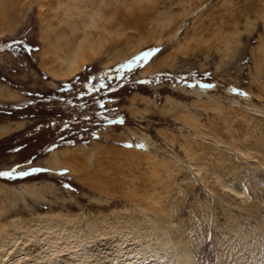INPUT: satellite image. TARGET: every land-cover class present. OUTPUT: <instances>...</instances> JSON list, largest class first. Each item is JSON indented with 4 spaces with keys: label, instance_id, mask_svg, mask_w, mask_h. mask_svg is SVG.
I'll return each mask as SVG.
<instances>
[{
    "label": "rangeland",
    "instance_id": "374dc122",
    "mask_svg": "<svg viewBox=\"0 0 264 264\" xmlns=\"http://www.w3.org/2000/svg\"><path fill=\"white\" fill-rule=\"evenodd\" d=\"M60 1L0 0V172L47 169L0 177V258L178 264L182 243L189 264H264V0H110L94 60L58 80Z\"/></svg>",
    "mask_w": 264,
    "mask_h": 264
},
{
    "label": "bare ground",
    "instance_id": "6f19581e",
    "mask_svg": "<svg viewBox=\"0 0 264 264\" xmlns=\"http://www.w3.org/2000/svg\"><path fill=\"white\" fill-rule=\"evenodd\" d=\"M77 1L78 0H65V1H60L58 3L59 4V8L63 9V12H64L63 14L65 15V17L56 16L57 17L56 19H58V24L57 25H55V24H53V22H50L49 21V29L51 30V35L48 37V45L44 48V51H43V57H42V64H41V66L44 68V70L47 72V74L51 75V77H53L55 79H58V80L70 79V78L78 75L82 71L83 66L85 64L89 63L90 61H92V59L97 54V49L101 46V40L102 39H101V36H100V32L99 31L100 30L108 31L107 30V27L106 26H103L101 24V21L104 20L105 22H108L111 19L109 16H108V18L106 16H104V14H103V11L104 10H102V6H104V5L109 6V4L112 3V2H110V0L109 1L108 0H80L81 3H78ZM121 1H123V0H121ZM143 1L145 2V0H135L136 4L135 3L126 4L127 9L128 10L129 9H133L134 10V9H137L138 7H139L138 9H140L145 4L144 3L141 6V3ZM148 1H149V3L147 2L148 4L153 3V2H150L152 0H148ZM87 2H90V3H87ZM263 3H264V1H263ZM111 5H113V3ZM121 5H122V2H121ZM73 10L78 11V15H84L86 17V19H84V21H82L81 25L80 24L78 25V23L72 22L71 20L68 19L70 17H73L74 15L75 16H78L77 13L76 14L73 13ZM147 10L150 11L148 8H147ZM184 10H185V8H184ZM137 11H139V10H136V12ZM262 12H263L262 14H264V11L263 10H262ZM75 16H74V18H75ZM263 18L264 17H262V19ZM166 20L169 21L168 18ZM64 23L67 24V25H69L70 27L69 28L64 27ZM53 25H55L56 27L55 26H54L55 28L52 27ZM168 25L172 26L171 23H168ZM8 29H10V28L8 27ZM96 31H98V33ZM159 43H161V42H159ZM262 43H264V42H262ZM262 50H264V49H262ZM261 56H263V55H261ZM259 58H260V60H262L261 57H259ZM262 68H263V66H262ZM105 76H106V72H100L98 74H95L94 75V78H100V77H105ZM205 85H211V87H206ZM213 87H214L213 84H205V83L200 84L199 86L198 85H191V92L194 93V94H196V95H198L200 97V95L202 96L203 94H207L209 92V90H211ZM141 139H142V142H143L142 144L147 148L149 145H148L146 139H144V137H142ZM64 164H67V163L65 162ZM62 166H63V164H62ZM67 166L68 165H66L65 167H67ZM26 188H28V187H26ZM26 188H25V190H26ZM31 191H32V194L34 196L35 195L34 194L35 192H33V189H31ZM110 226H115V225H110ZM58 227H61V226L58 225ZM156 229H157L158 233L161 232L158 227H156ZM114 230H117V229L115 228ZM63 236H64V232H63ZM112 240H114V238H111V241ZM53 245L55 246V244H53ZM53 245L52 244H49V247H47L46 245L42 246V248H43L42 251L34 250L33 252H36V253L35 254H33V252L31 253L33 255V263H35V264H41L43 262H40L39 260L41 258H43V259H46V263H44V264H56V261L58 259L56 261L51 259L53 257L52 256V252H53V248H54ZM65 245H63V246H65ZM71 245H72V243H71ZM58 247H62V245L61 246H58ZM67 248H69V247H67ZM71 248H69V250ZM77 248L78 247L75 248V251H76ZM185 248H186L185 245L182 244V243H179L177 245L174 244L173 247H172L174 253L176 252V254H177V262H178V264H189V258L186 255V252H184V249ZM61 249L62 248H60V250ZM54 250H55V248H54ZM77 250H79V248ZM121 250H122L123 253H124V251L131 252V248L129 246L122 245L121 246ZM63 251L64 250H62V252ZM65 251H66V248H65ZM79 251H81V250H79ZM101 251L103 252V250H101ZM84 253H86V252H84ZM93 255H94V253H93ZM90 256H92V255H90ZM95 256L94 257H95L96 261L94 260L95 263H93V264H100L101 263L100 260H101L102 255L98 252V254L97 255L95 254ZM115 256H117V255H115ZM49 257H51V258H49ZM54 257H57V256H54ZM58 257H60V259L61 258L67 259L66 262H65L66 264H73L75 262V260L72 259V258H71L72 260H70L69 259V256L61 257L58 254ZM94 257L92 259H94ZM86 258L87 257H85V259ZM47 259H49V260H47ZM60 259L58 261H60ZM78 260H79V257H78ZM81 260H83V259H81ZM112 260H114V259H105L104 262L106 264H109V262H111ZM123 260H121V261H123ZM7 261H8V259L6 261H3L0 258V264H12L11 262H7ZM16 261H17V259H16ZM128 261H130V264H137L138 263L135 259H132V260L131 259H128ZM86 264H91V262L90 263L88 262Z\"/></svg>",
    "mask_w": 264,
    "mask_h": 264
},
{
    "label": "snow or ice",
    "instance_id": "6c2138e0",
    "mask_svg": "<svg viewBox=\"0 0 264 264\" xmlns=\"http://www.w3.org/2000/svg\"><path fill=\"white\" fill-rule=\"evenodd\" d=\"M158 51H159V49H155V48L150 49V50L146 51L144 54H142L141 56L135 57L133 60H130L127 65H122V67L129 68V70H131V66L133 64H135L137 67H139L143 61L147 60L149 57H151L152 55H154ZM205 86L211 87V85H205ZM94 87L95 86L93 85V88ZM17 168H19V166H17ZM46 171H47V169H44V168H31L27 171H18V172L13 170V171H9V172H0V177H12L14 173L16 176L26 177L30 173L34 174V173H41V172H46Z\"/></svg>",
    "mask_w": 264,
    "mask_h": 264
}]
</instances>
